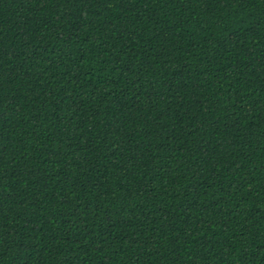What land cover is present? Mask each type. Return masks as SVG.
Listing matches in <instances>:
<instances>
[{
  "label": "trees",
  "instance_id": "trees-1",
  "mask_svg": "<svg viewBox=\"0 0 264 264\" xmlns=\"http://www.w3.org/2000/svg\"><path fill=\"white\" fill-rule=\"evenodd\" d=\"M0 264H264V0H0Z\"/></svg>",
  "mask_w": 264,
  "mask_h": 264
}]
</instances>
